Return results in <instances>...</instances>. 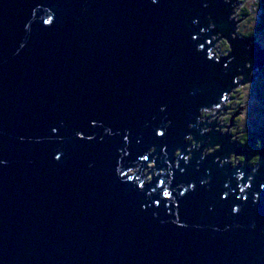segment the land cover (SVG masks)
Here are the masks:
<instances>
[{
    "label": "water",
    "instance_id": "obj_1",
    "mask_svg": "<svg viewBox=\"0 0 264 264\" xmlns=\"http://www.w3.org/2000/svg\"><path fill=\"white\" fill-rule=\"evenodd\" d=\"M237 1L0 0V264H264V154L200 123L260 65Z\"/></svg>",
    "mask_w": 264,
    "mask_h": 264
},
{
    "label": "rangeland",
    "instance_id": "obj_2",
    "mask_svg": "<svg viewBox=\"0 0 264 264\" xmlns=\"http://www.w3.org/2000/svg\"><path fill=\"white\" fill-rule=\"evenodd\" d=\"M243 8L249 11L250 16L248 18L241 16ZM233 20L237 24L240 36L248 34L249 39L246 41L254 48L257 61L260 62V65L250 82L235 88L227 96V100L218 107L213 108L211 111H203L200 115V123L206 122L214 126L212 129L207 125L203 133L208 134L212 131H218L222 136L226 134L230 135V142L233 144L238 141L240 142L238 144V147L241 149L240 155H233L228 160L232 168L244 166L254 168L259 164L257 161L258 156L253 155V150L250 147L242 148V142L245 145V141L249 138L247 136L251 133L255 134V132L260 130H262L260 134H263L264 138V102H260L262 95H264V77L262 76L264 71V32H261L258 28L259 8L256 0H238ZM229 52L230 47L224 40L216 43V46L212 49V55H215L214 57L218 59L227 57ZM242 80L243 77L239 76L236 79V83ZM186 142L193 143L192 147L195 146L192 137H189ZM217 149V147L205 148L203 155H212ZM262 154H264V146ZM176 155L179 156L180 153L178 152ZM154 167V163H149L146 166V174L153 170ZM145 182H152L151 174L145 178Z\"/></svg>",
    "mask_w": 264,
    "mask_h": 264
},
{
    "label": "trees",
    "instance_id": "obj_3",
    "mask_svg": "<svg viewBox=\"0 0 264 264\" xmlns=\"http://www.w3.org/2000/svg\"><path fill=\"white\" fill-rule=\"evenodd\" d=\"M256 4L259 8V26H258V28L261 32H264V0H256ZM242 12H243L241 15L242 17L248 18L250 16L249 11L247 9L243 8ZM241 37L244 38L245 40L249 39L248 34L245 36L241 35ZM211 55H212V53H211ZM213 56H215V55H213ZM262 76L264 77V71H263ZM261 100H260V102L263 103L264 102V95H262ZM263 105H264V103H263ZM263 130H264V127H263ZM261 131L262 130L255 132V134H253V133L249 134L247 136L249 138L245 141L246 142L245 145L242 142V145L244 146V147L242 146V148L250 147V149L253 150L252 151L253 155L258 156V159H257L258 163H260V158H261L260 153L262 152L263 146H264V138H263V134H260ZM192 145H193V143H192Z\"/></svg>",
    "mask_w": 264,
    "mask_h": 264
},
{
    "label": "clouds",
    "instance_id": "obj_4",
    "mask_svg": "<svg viewBox=\"0 0 264 264\" xmlns=\"http://www.w3.org/2000/svg\"><path fill=\"white\" fill-rule=\"evenodd\" d=\"M221 104H222V103H221ZM215 108H216V107H215ZM144 171H145L144 175L146 176V175H147V174H146V168H145V170H144Z\"/></svg>",
    "mask_w": 264,
    "mask_h": 264
},
{
    "label": "bare ground",
    "instance_id": "obj_5",
    "mask_svg": "<svg viewBox=\"0 0 264 264\" xmlns=\"http://www.w3.org/2000/svg\"><path fill=\"white\" fill-rule=\"evenodd\" d=\"M237 88V87H236ZM207 125H210V124H207ZM210 128H212L213 129V127H210ZM225 163V162H224Z\"/></svg>",
    "mask_w": 264,
    "mask_h": 264
},
{
    "label": "flooded vegetation",
    "instance_id": "obj_6",
    "mask_svg": "<svg viewBox=\"0 0 264 264\" xmlns=\"http://www.w3.org/2000/svg\"><path fill=\"white\" fill-rule=\"evenodd\" d=\"M258 63V62H257ZM205 129V128H204Z\"/></svg>",
    "mask_w": 264,
    "mask_h": 264
}]
</instances>
